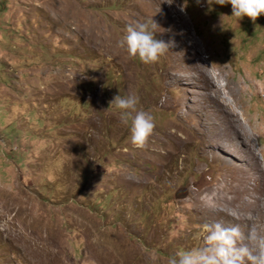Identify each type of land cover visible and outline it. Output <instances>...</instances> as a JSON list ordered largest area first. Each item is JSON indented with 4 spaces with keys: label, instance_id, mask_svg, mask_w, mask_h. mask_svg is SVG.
I'll return each instance as SVG.
<instances>
[{
    "label": "rangeland",
    "instance_id": "rangeland-1",
    "mask_svg": "<svg viewBox=\"0 0 264 264\" xmlns=\"http://www.w3.org/2000/svg\"><path fill=\"white\" fill-rule=\"evenodd\" d=\"M174 2L244 135L216 125L183 48L144 64L119 46L128 24L152 19L167 42L162 3L0 0V264H168L203 246L204 223L264 232V15ZM185 65L193 79L167 74ZM117 95L153 118L142 149ZM245 178L262 208L241 207Z\"/></svg>",
    "mask_w": 264,
    "mask_h": 264
},
{
    "label": "clouds",
    "instance_id": "clouds-1",
    "mask_svg": "<svg viewBox=\"0 0 264 264\" xmlns=\"http://www.w3.org/2000/svg\"><path fill=\"white\" fill-rule=\"evenodd\" d=\"M171 5L173 0L169 3ZM201 5L204 0H195ZM209 10L212 5L225 6L230 4L233 17L238 21L248 17L255 23L264 15V0H206ZM180 10L185 11V6ZM157 23L152 19L148 22H135L126 26V35L119 42L121 48H126L131 58H138L144 64L155 63L175 45L174 40L165 42L156 36ZM120 110V119L128 124L131 119L130 142L136 148H144L148 138L153 133L155 124L153 118L144 111H136L135 97L122 98L115 96L109 101ZM135 112V115L132 113ZM203 246L170 256L168 264H264V232L254 224L247 232L242 231L239 224L226 227L219 221L204 223L200 229Z\"/></svg>",
    "mask_w": 264,
    "mask_h": 264
},
{
    "label": "bare ground",
    "instance_id": "bare-ground-1",
    "mask_svg": "<svg viewBox=\"0 0 264 264\" xmlns=\"http://www.w3.org/2000/svg\"><path fill=\"white\" fill-rule=\"evenodd\" d=\"M157 1L162 3V8L160 9V11H162V13L165 15V17L163 19L164 24L166 23V24L170 25L169 28L171 31V37L169 36V38L170 39L174 38L175 40H177V41H175V45L170 47V48L176 53L180 52L181 51L180 49L183 48V52L188 55L187 57H190L193 60V65L197 64V66L195 68L197 69V71L199 73H201L200 75L203 77L204 81L208 85L209 92L211 93L212 98L215 101V103L218 107V110H219L218 121H217L216 125L219 127H223L224 130L231 137L234 136L233 138H235L238 135H244L245 131H244L243 124L240 123V120L237 117V115L235 114V112L231 111L228 108V106L221 99V94H220L222 91L221 86H216V82L214 81L211 73L208 72V70L204 69L205 64L199 56L200 53H199L198 49L196 48L197 43H196L194 37L192 36L189 28H188L187 20L184 18V16L181 14V12L176 7L174 0H173V3L171 5L166 3L165 0H156V2ZM168 2L170 3L171 0H168ZM163 22H162V24H163ZM170 39H168V41ZM173 67H174V65H173ZM190 69L191 68L189 66L185 65L180 69V72H181L180 74L172 73L171 71H168V70H167L168 71L167 74L169 76H173L172 79L173 80L175 79L174 81H178L181 79H193L194 74H192L189 71ZM223 124H225L226 126H222ZM246 136H247V134H246ZM243 144L247 145V146L250 145V140L243 141ZM248 181H249L248 178L241 179L238 181V184L233 187V189H236L239 192L237 194H239V197L241 198L240 199L241 204H242L241 207H243V206L249 207L251 211L253 208L258 207V206H259V208H262L261 197H260L261 195L259 193V190L262 189V186H260L259 189L257 190L259 195H256V194L252 193V191L249 189V186H250L249 183L250 182H248ZM251 188H254V187H251ZM245 195H249V197H248L249 199L245 198L244 197ZM221 197H223V196H221ZM222 200L224 201V199H222ZM222 200L220 199V201H222ZM232 202H233L232 204H234L233 200H232ZM223 204H224V202H223ZM238 204H240V201Z\"/></svg>",
    "mask_w": 264,
    "mask_h": 264
}]
</instances>
